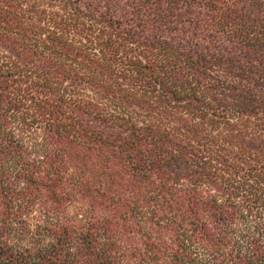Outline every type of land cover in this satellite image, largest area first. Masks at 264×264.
Instances as JSON below:
<instances>
[{
  "label": "trees",
  "instance_id": "16d2710c",
  "mask_svg": "<svg viewBox=\"0 0 264 264\" xmlns=\"http://www.w3.org/2000/svg\"><path fill=\"white\" fill-rule=\"evenodd\" d=\"M130 256L264 264V0H0V264Z\"/></svg>",
  "mask_w": 264,
  "mask_h": 264
},
{
  "label": "rangeland",
  "instance_id": "374dc122",
  "mask_svg": "<svg viewBox=\"0 0 264 264\" xmlns=\"http://www.w3.org/2000/svg\"><path fill=\"white\" fill-rule=\"evenodd\" d=\"M76 174H77V173H76ZM73 175H74V170L72 169L71 176L68 177V180L74 178ZM74 208H76L74 205H71V207L69 206V207H68V214H69V216H68V217L66 216V218H67L66 221H67L71 226L78 224L77 221H73L72 219L69 218V217H71V216L74 214V211H75ZM34 212H35V213H33L32 216H34V217H38V216H39V215H38L39 213H38L36 210H35ZM59 221H60V220H59ZM27 226H28V225H27ZM16 228H17V230H15V231H18V232L16 233L17 235H21V234H23V233H20V230L22 229L21 226H18V227H16ZM5 239L8 240V239H11V238L5 235ZM11 240H12V239H11ZM165 242H166V240H165ZM167 243H168V242H167ZM10 244H11V243H10ZM135 244H137V243L135 242ZM74 246H75V245H74ZM166 252H168V251L166 250L164 254L162 253V254L159 255V257H160L159 259H160V260H162L163 255H165ZM233 256H234V255H233ZM133 260H134V259H133V256H132V257L130 256V257L128 258V260H127V264H141L140 261H139V258L137 259V262H133ZM125 264H126V263H125Z\"/></svg>",
  "mask_w": 264,
  "mask_h": 264
}]
</instances>
